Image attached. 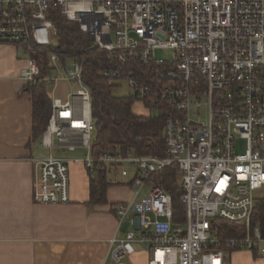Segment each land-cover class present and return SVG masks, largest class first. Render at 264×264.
<instances>
[{"label": "built area", "instance_id": "built-area-1", "mask_svg": "<svg viewBox=\"0 0 264 264\" xmlns=\"http://www.w3.org/2000/svg\"><path fill=\"white\" fill-rule=\"evenodd\" d=\"M52 7L106 52L103 78L116 86L126 82L147 114L164 109V157L123 148L92 155L94 120L83 62L63 64L50 51L52 74L40 76L36 54L57 41ZM0 42L26 58L19 75L28 87L50 84L51 115L40 145L49 152L82 148L89 173L101 168L112 182L131 178V198L114 207L117 230L128 224L109 241L116 262L138 244L150 254L148 264H231L226 253L232 251L264 257L260 227L250 226L255 193L264 189V0H0ZM135 65L142 74L135 75ZM61 81L75 88L59 96ZM202 98L208 114L194 119L192 101ZM237 138L245 142L242 152ZM68 164L53 154L36 162V202H69ZM172 167L183 222L173 221L171 195L154 179ZM216 219L244 222V236L220 237Z\"/></svg>", "mask_w": 264, "mask_h": 264}, {"label": "crops", "instance_id": "crops-1", "mask_svg": "<svg viewBox=\"0 0 264 264\" xmlns=\"http://www.w3.org/2000/svg\"><path fill=\"white\" fill-rule=\"evenodd\" d=\"M25 66L18 47L0 42V264H148L150 254L142 244L118 262L111 257L110 239L128 229L117 230L114 207L131 198V178L110 181L107 202L90 203L84 149L60 156L69 163V202L35 201L36 162L53 153L39 139L30 143V94L19 75ZM73 87L67 84L62 94ZM55 91L63 96L58 87ZM251 253L232 251L226 257L231 264H264L263 256Z\"/></svg>", "mask_w": 264, "mask_h": 264}, {"label": "trees", "instance_id": "trees-1", "mask_svg": "<svg viewBox=\"0 0 264 264\" xmlns=\"http://www.w3.org/2000/svg\"><path fill=\"white\" fill-rule=\"evenodd\" d=\"M50 19L57 31L56 44L39 49L36 54L40 66V76L52 74L47 54L54 51L59 54L63 64L70 59L83 62L82 81L90 90L91 113L94 120V137L92 155L117 148L131 149L140 156H165V111L153 110L147 115L134 111L136 98L131 95L117 96L114 94L116 84L102 77V71L108 66L107 54L104 50L93 47L88 34L83 33L78 24L67 21L56 7L50 9ZM137 68L135 75L143 72ZM154 79L152 82L154 83ZM154 86V84H153ZM50 84L39 83L30 85L28 92L31 101V135L30 143L40 139L51 115ZM144 106H150V98L143 100ZM90 175V203L104 204L107 202L106 192L111 185L105 169L96 168ZM154 179L171 195L174 209V222H183L185 206L180 202L182 193L179 185V175L176 167L166 168L155 174ZM218 235L226 237H242L246 231L244 222H230L216 219ZM250 226H259L264 237V195L258 197L250 219Z\"/></svg>", "mask_w": 264, "mask_h": 264}, {"label": "rangeland", "instance_id": "rangeland-1", "mask_svg": "<svg viewBox=\"0 0 264 264\" xmlns=\"http://www.w3.org/2000/svg\"><path fill=\"white\" fill-rule=\"evenodd\" d=\"M166 57H167V54H166ZM67 66H70V63L67 64ZM67 86V82L65 81H61L59 84H58V94L60 95H63L62 94V90H65V87ZM75 88V86L73 87ZM114 94L115 95H131L133 94V90L130 89L127 85L126 82H122L121 86H117L115 87L114 89ZM64 96V95H63ZM192 105H191V108H190V115L192 118L194 119H201V120H204L208 114V102L205 98H202L201 99V102L199 103H196V100H193L192 101ZM133 108L135 110V112L139 113V114H147V111L146 109H144V107L141 105V103L139 101H135L134 104H133ZM245 148V142L243 140H241L240 138H237L236 140V149H237V152H242ZM52 153L54 154V156H77L79 153H71L69 154L68 151L66 150H59V149H53L52 150ZM57 156V157H58ZM110 177H113L112 175H110ZM112 178H109V180L111 181ZM121 178H119L118 180H120ZM147 189H144L143 192H145ZM132 191V189H131ZM256 196H263L264 195V189H262L261 191H258L255 193ZM143 196V194H141L137 200H141V197ZM123 229H127L128 228V224L127 223H124L123 224ZM246 254L247 253H251L249 251H245ZM252 254V253H251ZM250 264V263H249Z\"/></svg>", "mask_w": 264, "mask_h": 264}]
</instances>
